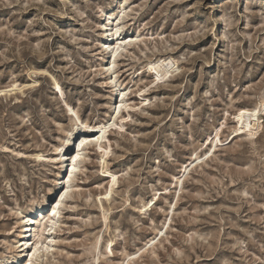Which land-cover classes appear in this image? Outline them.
Returning <instances> with one entry per match:
<instances>
[{"label": "rangeland", "instance_id": "374dc122", "mask_svg": "<svg viewBox=\"0 0 264 264\" xmlns=\"http://www.w3.org/2000/svg\"><path fill=\"white\" fill-rule=\"evenodd\" d=\"M117 37L131 43L111 58ZM157 58L177 68L156 83ZM12 84L0 94V258L18 253L21 213L64 185L55 147L87 131L74 116L107 123L119 87L105 162L87 137L31 264H264V111L254 134L233 132L239 108L264 102V0H0V89ZM105 170L117 179L107 197Z\"/></svg>", "mask_w": 264, "mask_h": 264}, {"label": "bare ground", "instance_id": "6f19581e", "mask_svg": "<svg viewBox=\"0 0 264 264\" xmlns=\"http://www.w3.org/2000/svg\"><path fill=\"white\" fill-rule=\"evenodd\" d=\"M125 41H126L125 39H119L117 37L114 39V42L112 41L113 43L110 42L105 44L106 47L105 49H108L107 47L112 48V51L110 52L111 58L116 57L121 52L122 49L126 48L125 43L128 45L129 43H131V41H127V42ZM111 62H114V59ZM174 65L175 64L171 60V58H168V60H166V58L163 59L157 58L150 60L147 63V69L150 73L153 74L152 80L157 83L161 81L164 77H166L168 74L172 73L177 68ZM53 85H54V89H56L58 92H61V88L59 87L58 82L56 80L53 81ZM16 88L17 85L12 84L10 85L9 88L0 89V94L12 92ZM118 97H120V99L118 101V104L114 105V115H112L111 119L107 123L104 124L101 123L98 126H90L86 122L80 120L77 115L74 116L75 121H78V123H80V125L83 128H86L87 131H80V133H78L79 135L77 136L73 132V129H71L69 132H67L61 144L55 147V150L57 151V155L60 156V170L62 169L60 173L65 172L66 179L64 180V185L54 195L53 201L50 202L47 200L41 203H36L34 206L29 207L25 212L21 213V216L19 218L20 230L18 233V239L16 241V245L12 246V249L16 248L14 251L18 253L15 257L6 256V258L4 257L0 258V264L37 263L34 262V260H36V258L40 255V253L46 254L48 252L50 248V243L53 242V240L50 239L49 230H55L54 226L56 225V217L60 213L61 205H63L64 199L67 197L68 189L73 187L72 181L75 176V172L78 169V164L80 162L79 159L83 154L84 148L82 145L87 140V137H92L88 144L94 143V146L102 150L103 153L101 155V161L103 163L105 162V155L108 153L107 148L109 147L108 144L109 141L107 139V131L109 127L118 125V123H115V118L117 117L122 107H126V103H125L126 100L124 98L125 92L120 90L119 87H118ZM68 109L70 112L72 111L71 107ZM263 111H264V102L259 103L252 108H246V107L239 108L233 116V119L235 121L233 132H236L237 134L245 132L247 135L250 136L254 134L253 131L254 128L252 127V125L255 122L256 125L255 128H260L261 126L260 113H262ZM218 130L214 133L212 138L209 137L210 140L207 148L208 153L211 152L213 149H215L218 146V144H221ZM73 137H75L76 139L73 140ZM88 144H86V146ZM67 147L68 148L70 147L69 148L70 150H67L68 149ZM195 154L196 153L193 154L195 156V160H198L200 156ZM203 155L207 156V152H204ZM35 156L37 158L42 157L41 154H36ZM186 169H184V171ZM105 172L106 175L109 176L110 178L108 180L109 186L108 188H106L105 191L106 193L104 195L105 197H107L108 193L115 186L117 179H116V175L110 172L109 170H105ZM180 179L181 178L179 177L177 181L179 182ZM147 205L144 204L143 207L146 208ZM111 245H112V240H109L106 245V248L109 249L110 252L112 251ZM126 257L128 259V255H126ZM23 258L24 260L22 261ZM127 259H125L122 264H127Z\"/></svg>", "mask_w": 264, "mask_h": 264}]
</instances>
